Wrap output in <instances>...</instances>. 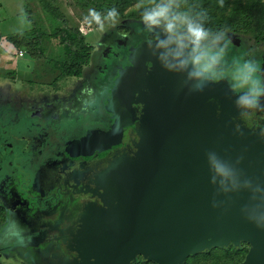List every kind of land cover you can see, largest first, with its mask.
Returning a JSON list of instances; mask_svg holds the SVG:
<instances>
[{"label":"water","instance_id":"obj_1","mask_svg":"<svg viewBox=\"0 0 264 264\" xmlns=\"http://www.w3.org/2000/svg\"><path fill=\"white\" fill-rule=\"evenodd\" d=\"M143 45L135 50L142 64L126 71V90L111 99L113 105L125 94L128 115L59 175L55 192L73 194L71 220L65 223L53 202L46 218H60V236L18 247L11 264H134L139 255L184 264L241 242L250 249L238 264H264V231L240 212L249 194L217 197L227 202L213 208L205 156L243 154L240 167L264 183V108L240 116L227 80L189 93L183 77L162 69Z\"/></svg>","mask_w":264,"mask_h":264},{"label":"rangeland","instance_id":"obj_2","mask_svg":"<svg viewBox=\"0 0 264 264\" xmlns=\"http://www.w3.org/2000/svg\"><path fill=\"white\" fill-rule=\"evenodd\" d=\"M20 1L0 0L1 32L4 35L16 31L30 33L26 38L30 50L14 44L9 45L7 52L5 47L0 48V53H9L13 63H26L25 73L21 71L17 77L14 73L9 76L0 73V161H3V164L0 162V171L5 173L9 160H13L15 166L33 174L37 168L50 163H77L92 149L95 138L111 137L116 120L128 115L122 106L125 94H121L120 100L113 105L111 99L114 94L126 90V81H123L126 71L128 74L136 73V68L142 64L135 50L154 40V36L143 31L141 19L127 16H119L115 25L106 22L100 30L94 21L85 19L89 9L94 7L80 0H29L31 21L24 3ZM197 1L203 5L210 0ZM235 1L229 0L230 8ZM44 3L60 13L58 20L44 9ZM214 10H217L214 18L218 20L222 14L219 8ZM65 26L79 28L84 41L93 46L89 64L77 76H63L59 67L62 64L59 58L63 61L66 51L60 45V34H55V30ZM241 32H227L231 40L228 59H251L264 76V41L259 42L250 27ZM19 48L20 51L25 50V56L18 55ZM31 58L36 64L33 74ZM24 137L28 141L23 147ZM30 138H37L38 145H31L32 152H26L24 149L29 147ZM4 218V210L0 207V222ZM30 233L18 232L12 242L22 243L38 235ZM241 245L248 254L250 245L247 242H241ZM222 251V248L214 247L210 259L194 258L192 264H214L223 256ZM192 257L190 255L186 261H191ZM138 260L137 264L156 263L143 255H139Z\"/></svg>","mask_w":264,"mask_h":264},{"label":"clouds","instance_id":"obj_3","mask_svg":"<svg viewBox=\"0 0 264 264\" xmlns=\"http://www.w3.org/2000/svg\"><path fill=\"white\" fill-rule=\"evenodd\" d=\"M136 7L142 8L143 31L154 36L148 47L155 62L166 72L183 77L189 93H202L207 87L227 80L240 116L248 117L264 108V76L258 65L251 59H228L231 40L227 30L206 27L205 10L181 9L176 0H154L150 5L138 3ZM119 15L115 7L103 14L89 9L85 19L94 21L103 30L106 22L115 25ZM205 156L209 182L215 189L212 207L220 208L233 195L247 192L249 202L241 207V215L264 231V183L250 178L240 167L244 155L232 160L209 150ZM220 196L227 201L217 199Z\"/></svg>","mask_w":264,"mask_h":264},{"label":"trees","instance_id":"obj_4","mask_svg":"<svg viewBox=\"0 0 264 264\" xmlns=\"http://www.w3.org/2000/svg\"><path fill=\"white\" fill-rule=\"evenodd\" d=\"M25 1L27 2L26 10L29 13L28 17L32 21L30 1ZM80 1L86 5H92L94 9L101 14L105 13L107 9L115 7L120 13L119 16H127L129 18L137 19H140L141 17L142 8L138 9L136 5L142 3L147 6L154 2V0ZM176 2L180 5L181 9L192 8L194 10H205L208 16L206 27L213 30L224 28L227 32L247 31L248 27H250V29L254 30L256 39L259 42L264 41V0H236L231 8L229 6V0H210L208 3H203V5L198 4L197 0H176ZM215 8H219L222 14L221 18H218V20L214 18V14L217 11L214 10ZM44 9L55 19H59L60 13H56L54 7L48 3H44ZM252 21H254V25L251 24ZM55 34H60V45L63 47V50L66 51L64 60L62 61V59L59 58L62 63L59 65L61 73L63 76L79 75L81 69L90 62L93 46L90 44L88 45L84 41V35L79 28L65 26L64 28L56 29ZM29 35V32H24L22 34L11 35L8 39L14 45L30 50V47L28 46L29 42H26V38H28ZM3 39L6 38L1 35L0 41ZM213 248L203 251V253L199 252V254L193 255L191 261L187 260L184 264H192L194 258L195 260L198 258L210 259L213 254ZM220 248H222L224 254L220 257V260L216 261L214 264H238L242 262L247 255V249L242 247L241 244L238 247L234 244H230L227 247ZM138 262L139 260L134 264H137Z\"/></svg>","mask_w":264,"mask_h":264},{"label":"flooded vegetation","instance_id":"obj_5","mask_svg":"<svg viewBox=\"0 0 264 264\" xmlns=\"http://www.w3.org/2000/svg\"><path fill=\"white\" fill-rule=\"evenodd\" d=\"M26 141H28L27 138L23 142V147ZM36 141L37 138L35 140L30 138L29 147L27 146L28 148H25L24 151L32 152L30 147L31 145L34 147L38 145ZM34 153L36 154L37 152L35 151ZM0 162L3 164L2 160ZM9 163L7 172L3 173L0 171V207L3 208L5 216L0 222V244L2 246L0 249V264H11L12 257L19 252V248L28 247L35 244L38 240L60 236L63 227L62 222L59 223L60 218L52 220L46 218L48 210L52 211L55 208H52L53 202L57 208L55 211L62 212L65 223L72 218V214L69 217L73 206L72 192L61 191L59 195L55 192L59 182V175L66 168L64 166L72 164L70 161L64 162L65 164L50 163L37 168L33 174L26 173L18 168L17 165L15 166V161L13 160H9ZM26 176L28 177L27 179L25 178ZM18 232H31L30 234L37 233L38 235L31 240L14 243L12 239L14 234H18ZM15 244L19 248L15 249Z\"/></svg>","mask_w":264,"mask_h":264},{"label":"crops","instance_id":"obj_6","mask_svg":"<svg viewBox=\"0 0 264 264\" xmlns=\"http://www.w3.org/2000/svg\"><path fill=\"white\" fill-rule=\"evenodd\" d=\"M20 2H23L24 3V9H26L27 8V2L25 0H21ZM24 32H27V31H16V32L10 33L8 35H4L1 32L2 35L4 36V38H6V39H3V40L0 41V48L2 49V48L5 47L4 50L7 52L8 48H9V45L13 44L8 39V37H10L11 35L22 34ZM20 50L21 49L19 48L18 55L19 56H22V57L25 56V54H24V51L25 50L24 51H20ZM30 62L33 64L32 67H34L33 69H31L32 70L31 72L33 74L34 71H35V68H36V64H35V61L32 58H31ZM25 64L26 63H21V62L18 63V61L16 63H13V58L9 55V53L7 55L4 54V53H0V66L3 69L2 71H0V73H3L4 75L7 74L6 76H9L10 74L14 73L16 75V77H17V73H20L21 71L24 74L25 73V70H26ZM12 81H14V80L12 79Z\"/></svg>","mask_w":264,"mask_h":264},{"label":"built area","instance_id":"obj_7","mask_svg":"<svg viewBox=\"0 0 264 264\" xmlns=\"http://www.w3.org/2000/svg\"><path fill=\"white\" fill-rule=\"evenodd\" d=\"M1 35H2V33H1V31H0V37H1Z\"/></svg>","mask_w":264,"mask_h":264}]
</instances>
